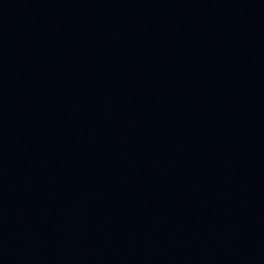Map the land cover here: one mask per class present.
<instances>
[{
    "label": "water",
    "instance_id": "1",
    "mask_svg": "<svg viewBox=\"0 0 264 264\" xmlns=\"http://www.w3.org/2000/svg\"><path fill=\"white\" fill-rule=\"evenodd\" d=\"M0 264H264V0H0Z\"/></svg>",
    "mask_w": 264,
    "mask_h": 264
}]
</instances>
